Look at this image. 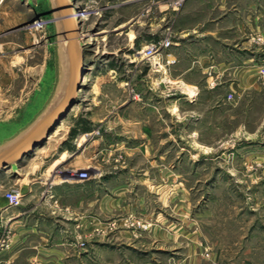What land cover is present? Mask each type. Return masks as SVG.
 I'll return each mask as SVG.
<instances>
[{"label": "rangeland", "instance_id": "rangeland-1", "mask_svg": "<svg viewBox=\"0 0 264 264\" xmlns=\"http://www.w3.org/2000/svg\"><path fill=\"white\" fill-rule=\"evenodd\" d=\"M176 1L164 0V6L157 7L154 0H72L80 16L84 51L76 102L32 159L30 153L15 168L0 171V193L19 190L22 199L35 176H42L45 186L80 182L85 196L97 193L101 209L85 199L79 217L83 224L73 226L67 245L49 257L54 258L51 262L40 255L31 257V263L12 262L2 253L10 249L11 233L0 232V264H243L244 258L264 264V136L205 133L210 131L206 120L196 137L210 142L211 149L199 147L191 135L182 133L178 139L173 136L172 149L168 143L172 140H167L171 135L166 133L158 136V141L165 139L163 150L153 144L145 152L135 146L138 142L130 146L124 132L127 100L143 93L141 80L155 81L160 64L158 59L154 63L156 57L145 59L144 46L150 39L177 37ZM25 2L0 0V138L31 117L52 82V22L47 7L43 0ZM35 20H42L43 28H35ZM260 64L264 81V49ZM255 97L254 117L260 118L249 119L247 125L252 129L259 122L264 131V85ZM225 140L230 144L227 149L220 145ZM151 141L155 143L154 138ZM238 142L243 146L234 151ZM87 143L98 150L87 157L85 166L74 168L71 160ZM175 143L183 162L180 183L173 187L156 178V168L148 165L159 155L164 161L175 159ZM195 159L201 161L196 177L189 175L187 163ZM225 164L239 176L222 172L216 177ZM81 172L85 177L79 176ZM224 191L228 194L217 205L215 194ZM206 207L217 214L207 218L198 214Z\"/></svg>", "mask_w": 264, "mask_h": 264}, {"label": "crops", "instance_id": "crops-1", "mask_svg": "<svg viewBox=\"0 0 264 264\" xmlns=\"http://www.w3.org/2000/svg\"><path fill=\"white\" fill-rule=\"evenodd\" d=\"M22 1L26 3V0ZM154 2L157 7L164 6V0ZM176 16L173 31L177 37L171 38L173 44L165 50L176 61L170 65L159 64L155 81L141 80L143 93L129 98L124 106L123 128L129 136L130 146L138 142L135 146H142L148 152L156 144V150L159 148L161 151L165 139L159 137L158 141V136L167 133L171 135L167 140H172L168 143L174 149L173 136L178 139L177 135L182 133L191 135L199 147L211 149L210 142H202L196 137L202 133L198 129L205 125L206 120L205 127L210 131L205 130V133L212 134L218 130L219 134L226 136H264L259 122L252 125V129L247 125L249 119L259 121L260 118L257 114L254 117L253 102L264 85L259 74L261 50L264 49V0H183ZM256 38L263 39V42ZM228 93L232 94L231 99H227ZM217 118L218 121H214ZM103 119L98 118L97 121ZM136 136L139 141H136ZM241 143L235 144L234 151L241 149ZM175 144V159L164 161L159 155L148 165L156 168V178L171 183L173 187L181 180L180 151ZM220 145L227 149L230 144L225 140ZM97 150L93 143H87L71 160V165L74 168L85 166L87 157ZM35 154L36 149L30 158ZM199 162L196 159L187 161L191 167L189 175L196 177ZM223 162L229 163L227 160ZM242 163L244 165L245 162ZM37 164L34 165L36 168L41 167ZM202 164L206 166V162ZM233 164L234 161H230V166ZM225 165V170L220 169L216 177L222 172L239 176L229 171L228 164ZM150 177L147 174L146 179ZM62 183L65 182L45 186L42 176H35L15 206L8 205L0 193V232L5 234L9 231L12 240L10 249L2 253L10 255L12 262L31 263L34 256H47L43 261H53L54 258L49 257L67 245L73 226L83 224V218L79 217L83 214L85 199H91V206L94 207L95 202L96 208L101 209L96 192L87 197L83 184H78L80 182ZM226 194V191L215 194V203L220 205L222 195ZM215 211L206 207L198 214L207 218L215 216ZM244 259L241 261L243 264H251L247 258Z\"/></svg>", "mask_w": 264, "mask_h": 264}, {"label": "water", "instance_id": "water-1", "mask_svg": "<svg viewBox=\"0 0 264 264\" xmlns=\"http://www.w3.org/2000/svg\"><path fill=\"white\" fill-rule=\"evenodd\" d=\"M52 22L53 76L37 110L22 125L0 138V171L16 167L43 145L75 104L84 75L80 21L72 0H43ZM14 165V166H13ZM13 168V169H14Z\"/></svg>", "mask_w": 264, "mask_h": 264}, {"label": "built area", "instance_id": "built-area-1", "mask_svg": "<svg viewBox=\"0 0 264 264\" xmlns=\"http://www.w3.org/2000/svg\"><path fill=\"white\" fill-rule=\"evenodd\" d=\"M181 0H178L175 2V6H180ZM75 15L78 19H80L79 14L76 12ZM43 21L42 20H35L33 22V26L35 28H43ZM173 44V41L170 37H164V38H158L149 41L146 46H144L143 54L145 56V59L151 60L153 57H156V59L159 60L160 64L163 65H170L173 64L176 59L172 56H169V53H167L165 50L169 48ZM172 57V58H169ZM158 64V63H156ZM228 99L231 98V94L227 96ZM80 177H85V172H81L79 174ZM20 191L19 190H11L9 192L5 193V198L7 200L8 205H18L21 198H20Z\"/></svg>", "mask_w": 264, "mask_h": 264}, {"label": "bare ground", "instance_id": "bare-ground-1", "mask_svg": "<svg viewBox=\"0 0 264 264\" xmlns=\"http://www.w3.org/2000/svg\"><path fill=\"white\" fill-rule=\"evenodd\" d=\"M74 6V5H73ZM81 33V32H80ZM79 36H80V34H79ZM78 36V38H79V40H80V37ZM80 42H81V40H80ZM82 43V42H81ZM154 63L156 64V63H158V62H156V58H154ZM157 65V64H156ZM48 139V138H47ZM14 166V165H13Z\"/></svg>", "mask_w": 264, "mask_h": 264}, {"label": "trees", "instance_id": "trees-1", "mask_svg": "<svg viewBox=\"0 0 264 264\" xmlns=\"http://www.w3.org/2000/svg\"><path fill=\"white\" fill-rule=\"evenodd\" d=\"M69 134H72L71 130H70V133Z\"/></svg>", "mask_w": 264, "mask_h": 264}]
</instances>
